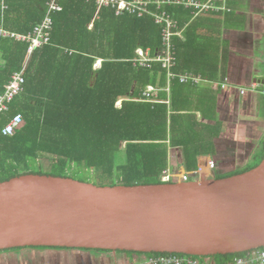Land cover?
Returning <instances> with one entry per match:
<instances>
[{
    "label": "trees",
    "instance_id": "1",
    "mask_svg": "<svg viewBox=\"0 0 264 264\" xmlns=\"http://www.w3.org/2000/svg\"><path fill=\"white\" fill-rule=\"evenodd\" d=\"M49 1L0 0V25L9 31L30 32L44 18ZM225 3V9L198 16L193 7H164L185 27L183 38L174 37V73L190 71L212 80L219 78L220 63L229 56V43L221 41L216 21L224 18L220 26L226 23L233 28L240 22V0ZM59 4L61 9L53 14L50 43L37 47L28 61V42L0 36V94L13 73L23 70L25 80L23 93L0 115L1 129L13 114H22V123L11 136L0 135V182L23 173H39L98 185L161 183L170 147H183L189 168L197 155L211 150L218 131L213 124L202 130L196 127L201 122L196 118L199 106L191 105L194 86L175 78L169 92L165 89L167 73L160 63L151 68L134 65L140 47L149 49L152 56L161 50L162 28L151 15H116L108 7L97 12L94 0ZM98 60L102 65L95 70ZM149 83L162 88L161 99L171 94L169 102L139 100ZM120 99L123 102L117 106ZM263 159L264 142L249 166L216 177L249 171ZM37 160L48 162L51 169L33 166ZM22 249L76 250L17 248L0 253ZM95 252L130 259L165 255ZM245 255L213 258L220 264Z\"/></svg>",
    "mask_w": 264,
    "mask_h": 264
},
{
    "label": "water",
    "instance_id": "2",
    "mask_svg": "<svg viewBox=\"0 0 264 264\" xmlns=\"http://www.w3.org/2000/svg\"><path fill=\"white\" fill-rule=\"evenodd\" d=\"M17 248L194 257L262 250L264 159L249 171L189 182L98 185L14 176L0 182V251Z\"/></svg>",
    "mask_w": 264,
    "mask_h": 264
},
{
    "label": "crops",
    "instance_id": "3",
    "mask_svg": "<svg viewBox=\"0 0 264 264\" xmlns=\"http://www.w3.org/2000/svg\"><path fill=\"white\" fill-rule=\"evenodd\" d=\"M239 5L238 27L233 28L226 23L220 26L224 18L216 21L219 26L215 28L220 30L221 41L224 45L229 43V56L220 63L222 71L219 78L212 80L201 75L203 81L191 84L194 86L192 108L199 106L197 109L200 110L196 111V118L201 123L196 127L202 130L207 124L210 126L213 124L216 125L218 133L212 141L211 150L197 155L194 161H190V168L183 147H170L168 168L174 173L188 172L193 176L194 172L199 171L202 173L201 176L207 174L218 176L241 170L249 166L264 142V85L256 82L264 81V0H240ZM224 81L230 82V86L224 88L221 85ZM253 84L256 87L251 90ZM240 89L250 90L242 94ZM170 96L168 93V100L171 99ZM167 99H161L160 102ZM203 114L207 115V119L203 118ZM210 159L216 161L213 170L208 166ZM52 252L59 254L71 252L76 256H88L92 260L89 264H116L121 258L115 253L95 251ZM54 260L58 263V259Z\"/></svg>",
    "mask_w": 264,
    "mask_h": 264
},
{
    "label": "built area",
    "instance_id": "4",
    "mask_svg": "<svg viewBox=\"0 0 264 264\" xmlns=\"http://www.w3.org/2000/svg\"><path fill=\"white\" fill-rule=\"evenodd\" d=\"M60 1L64 0H50L47 3V11L44 18L37 23L30 32L19 33L15 31H9L4 29L0 25V36L9 37L16 41H26L28 42L27 49V61L33 51L37 47H41L45 44L50 43L52 31H53V14L61 9ZM97 4V12L103 7L111 8L115 11L116 15L132 14L138 17H143L146 15H151L156 24L160 25L162 28V46L159 55L152 56L151 51L138 49L137 57L134 60V65L142 68H151L152 64L160 63L163 69L167 73L168 85L165 88L167 91L170 90L172 81L175 78L183 83L198 84L204 80L200 74H195L193 72H183L174 73V68L177 65L176 50L174 45V37H182L183 28L180 27L179 21L164 8L165 6H176L183 5L185 8H195V16L199 13L210 12L219 9L226 8V0H221L222 5L217 4V0H94ZM102 60H98L95 64V70L101 68ZM25 80L23 77V70L20 72L13 73L9 81L3 87V93L0 94V115L5 114L10 109V104L13 100L23 93V86ZM221 85L226 88L230 86V82L224 81ZM256 85H251V90L255 89ZM162 88L158 87L152 83H149L147 88L143 92L142 98L139 100H147L152 102H159L161 98L159 94ZM241 93L244 94L250 89H240ZM123 100L117 102V106H121ZM167 102H169L167 100ZM22 123V114L17 112L13 114L0 129V135L11 136L14 131ZM208 166L211 170L215 169L216 161L210 159ZM201 172H194V177H200ZM192 175L188 172L174 173L167 168L161 175L162 181L170 182L172 180L189 182ZM210 177L212 175H204ZM137 258V259H136ZM136 261L134 262L133 260ZM116 264H219L215 261L213 257H190L181 256L178 254H165L161 256L152 257H135L130 259L125 258L124 262H117ZM220 264H264V249L254 250L248 252L244 257H233L224 263Z\"/></svg>",
    "mask_w": 264,
    "mask_h": 264
},
{
    "label": "rangeland",
    "instance_id": "5",
    "mask_svg": "<svg viewBox=\"0 0 264 264\" xmlns=\"http://www.w3.org/2000/svg\"><path fill=\"white\" fill-rule=\"evenodd\" d=\"M126 157L125 153H123V159ZM33 166L40 167L43 170L49 171L51 166L48 162H44L41 160H37ZM231 173V172H229ZM225 173V174H229ZM207 177V176H206ZM197 177L191 176V180H195ZM72 256V257H71ZM59 257V258H58ZM61 257V258H60ZM118 260L119 263L124 262L125 259L123 256ZM54 258L58 259V263L54 260ZM137 259V258H136ZM133 260L134 262L136 261ZM41 261V262H40ZM89 264L92 262L88 258V256H76L72 255L71 252H64L59 254V252H39V251H31V250H22L18 253H9L0 255V264Z\"/></svg>",
    "mask_w": 264,
    "mask_h": 264
},
{
    "label": "flooded vegetation",
    "instance_id": "6",
    "mask_svg": "<svg viewBox=\"0 0 264 264\" xmlns=\"http://www.w3.org/2000/svg\"><path fill=\"white\" fill-rule=\"evenodd\" d=\"M214 176H217V174H214ZM22 250H30V249H22ZM22 250H18L16 252H19V251H22ZM31 250H37V249H31ZM50 251H67V250H50ZM13 252H15V251H10V253H13ZM6 253H9V252H2V253H0V255L1 254H6Z\"/></svg>",
    "mask_w": 264,
    "mask_h": 264
},
{
    "label": "clouds",
    "instance_id": "7",
    "mask_svg": "<svg viewBox=\"0 0 264 264\" xmlns=\"http://www.w3.org/2000/svg\"><path fill=\"white\" fill-rule=\"evenodd\" d=\"M210 177H216V176H214V174H212V176H210ZM199 178H200V177H197L196 179H199ZM196 179H195V180H196ZM163 182H164V181H163Z\"/></svg>",
    "mask_w": 264,
    "mask_h": 264
},
{
    "label": "bare ground",
    "instance_id": "8",
    "mask_svg": "<svg viewBox=\"0 0 264 264\" xmlns=\"http://www.w3.org/2000/svg\"><path fill=\"white\" fill-rule=\"evenodd\" d=\"M107 8V7H106Z\"/></svg>",
    "mask_w": 264,
    "mask_h": 264
}]
</instances>
